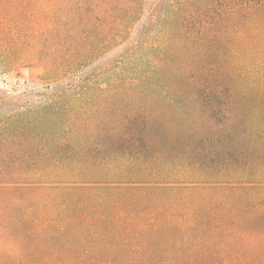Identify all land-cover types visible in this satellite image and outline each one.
Masks as SVG:
<instances>
[{"label":"trees","instance_id":"obj_1","mask_svg":"<svg viewBox=\"0 0 264 264\" xmlns=\"http://www.w3.org/2000/svg\"><path fill=\"white\" fill-rule=\"evenodd\" d=\"M153 1L148 15L161 18V30L176 13L178 26L198 29L251 18L249 55L264 60V0ZM148 2L0 0V264H264V153L250 148L258 143L214 175L201 137L187 152L160 153L147 116L131 110L77 145L66 126H43L67 122L68 106L26 102L32 89L10 83L13 72L33 69L48 80L43 90L68 95L88 32L105 29V16V27L123 32L120 15L132 18ZM253 120L246 134L264 142V113Z\"/></svg>","mask_w":264,"mask_h":264},{"label":"rangeland","instance_id":"obj_2","mask_svg":"<svg viewBox=\"0 0 264 264\" xmlns=\"http://www.w3.org/2000/svg\"><path fill=\"white\" fill-rule=\"evenodd\" d=\"M150 1L132 18L120 15L117 22L129 26L125 31L105 27L111 21L105 16L101 22L105 29L88 32L87 44L76 53L87 58L67 77L72 85L68 95L43 90L48 80L35 78L42 71L33 69L13 72L10 83L17 92L32 89V94L23 96L29 103L68 106L67 122L55 120L43 126H66L77 135V145L96 137L101 122L109 117L139 110L149 119L151 143L160 153L187 152L201 137L216 161L210 164L214 175L223 167L231 169L249 151L247 142L258 143L250 148L263 154L264 142L256 134H246L256 124L254 117L264 113L263 56L253 61L246 43L251 18L226 17L198 29L178 26L181 19L176 13L169 28L161 30L156 24L161 18L148 15L155 2ZM4 86L1 78L0 88ZM199 88H221L224 96L218 100L205 91L197 93Z\"/></svg>","mask_w":264,"mask_h":264}]
</instances>
